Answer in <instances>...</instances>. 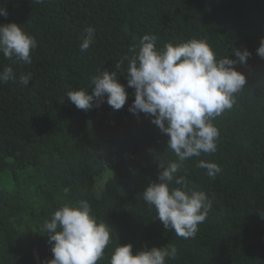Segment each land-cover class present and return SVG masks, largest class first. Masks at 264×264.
Returning <instances> with one entry per match:
<instances>
[{
  "label": "trees",
  "instance_id": "16d2710c",
  "mask_svg": "<svg viewBox=\"0 0 264 264\" xmlns=\"http://www.w3.org/2000/svg\"><path fill=\"white\" fill-rule=\"evenodd\" d=\"M8 16L37 40L32 63L0 54V71L15 80L0 83V264H43L52 244L39 233L65 203L87 200L98 221L112 229L111 244L97 264H109L114 249L131 244L133 254L175 245L166 264H264V0H0ZM88 26L95 41L81 51ZM145 34L157 47L193 38L205 40L218 58L237 60L247 49L244 90L214 123L217 151L184 162L191 187L206 193L212 208L194 238L177 237L143 201V192L176 160L169 137L152 117L133 114L134 88L127 87L128 62L115 68ZM98 70L116 71L128 99L114 110L106 102L87 111L67 98L71 90L91 93ZM32 73L29 85L21 74ZM199 160L217 163L215 179ZM172 186H175L174 184ZM69 189L65 193V189ZM45 234V235H44Z\"/></svg>",
  "mask_w": 264,
  "mask_h": 264
},
{
  "label": "clouds",
  "instance_id": "9594fccd",
  "mask_svg": "<svg viewBox=\"0 0 264 264\" xmlns=\"http://www.w3.org/2000/svg\"><path fill=\"white\" fill-rule=\"evenodd\" d=\"M43 4L45 0H32ZM0 16H8L7 9L0 7ZM79 48L86 51L95 41V28L84 29ZM158 37L145 34L139 48H132L131 56L125 55L115 64L119 69L128 62L127 87L134 88L135 99L129 111L152 117L151 122L169 137L168 149L176 160L165 166L157 182H152L143 192V201L153 207L166 229L177 237L194 238L212 208L206 193L191 187L184 170V162L202 154L215 153L220 130L214 121L236 103V96L244 90L245 74L236 70L237 63H247L251 53L236 50L237 60L226 56L218 58L205 40L190 39L181 43L171 42L157 47ZM37 47L34 36L25 32L21 25H0V54L8 60L15 58L22 64L32 63V51ZM264 58V38L257 48ZM32 73L21 74L19 82L29 85ZM15 80L12 67L0 71V83ZM91 93L85 89L67 92V98L77 109L99 107L105 101L114 110L124 107L128 99L126 86L122 85L116 71L98 70L92 78ZM198 168L206 169L211 179L222 171L215 162L199 160ZM175 186H172V185ZM65 193L69 189L64 190ZM39 233H45L52 244L53 258L43 264H97L111 244L112 229L92 214L91 205L81 199L65 203L46 219ZM44 234V235H45ZM178 249L168 244L133 254L131 244H119L112 252L109 264H166L175 259Z\"/></svg>",
  "mask_w": 264,
  "mask_h": 264
}]
</instances>
